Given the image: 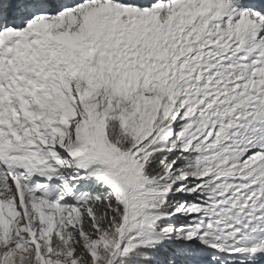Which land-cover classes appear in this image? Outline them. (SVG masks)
Masks as SVG:
<instances>
[{
	"label": "snow or ice",
	"instance_id": "snow-or-ice-1",
	"mask_svg": "<svg viewBox=\"0 0 264 264\" xmlns=\"http://www.w3.org/2000/svg\"><path fill=\"white\" fill-rule=\"evenodd\" d=\"M0 264H264V0H0Z\"/></svg>",
	"mask_w": 264,
	"mask_h": 264
}]
</instances>
